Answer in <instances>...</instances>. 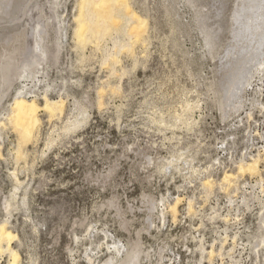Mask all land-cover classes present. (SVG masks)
Wrapping results in <instances>:
<instances>
[{"label": "rangeland", "instance_id": "374dc122", "mask_svg": "<svg viewBox=\"0 0 264 264\" xmlns=\"http://www.w3.org/2000/svg\"><path fill=\"white\" fill-rule=\"evenodd\" d=\"M249 1L129 0L136 40L115 5L78 37L82 0H0V224L19 264H264ZM21 95L61 102L27 140Z\"/></svg>", "mask_w": 264, "mask_h": 264}, {"label": "bare ground", "instance_id": "6f19581e", "mask_svg": "<svg viewBox=\"0 0 264 264\" xmlns=\"http://www.w3.org/2000/svg\"><path fill=\"white\" fill-rule=\"evenodd\" d=\"M250 1H252L254 5H257L255 8L256 10L248 4ZM250 1L245 4L252 7V14H249V12L248 14L250 16H246L248 17L247 23L244 21L246 23V28L244 29V32L241 31L248 35L249 42L255 43L254 49L252 50V53H250V57L252 58L250 60H252L253 63L255 62V65L258 64L256 68L262 69L264 68V0ZM82 3L88 10V17L84 19V16L86 15L81 13L79 14V17L76 18V21L79 24V28L77 29L78 37H89L88 35L96 36L94 35L95 33L100 34L107 31L110 27V22H113L117 17L116 15H113V11L109 9V5H115V8L118 9V11L123 12L127 17L128 22L131 23V28L133 30L131 36L138 40V36L141 32L140 30H142L145 20L137 11L131 8L129 0H82ZM248 9L249 8H247V10ZM245 14L243 15L245 16ZM246 34H244V37L247 36ZM60 103V101H53V99L46 97L45 102L40 104L35 98H28L24 95L17 96L12 104V114L10 116L11 123L23 139L27 140L32 138L35 133L34 131L40 125L39 112L44 110L49 114L54 115L56 107L59 106ZM78 123L79 122H76L75 125ZM257 167L258 161H256L255 164L248 165V167L241 166L240 169L241 171L248 170L254 172ZM227 177H230V175H227ZM230 178L233 177L231 176ZM15 236L16 234L8 229L4 223L0 224V254L7 252L10 253L11 260L8 264H19L18 262L21 256L20 252L13 249L11 244Z\"/></svg>", "mask_w": 264, "mask_h": 264}]
</instances>
